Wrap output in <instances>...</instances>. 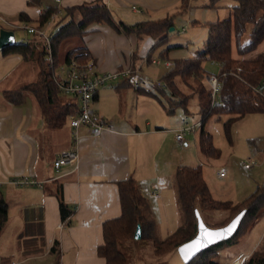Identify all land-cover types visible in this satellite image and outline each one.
<instances>
[{
	"label": "crops",
	"instance_id": "crops-1",
	"mask_svg": "<svg viewBox=\"0 0 264 264\" xmlns=\"http://www.w3.org/2000/svg\"><path fill=\"white\" fill-rule=\"evenodd\" d=\"M97 5L105 6L116 23L133 25L176 15L181 1L61 0L57 4L55 0H40L39 5L31 6L28 0H0V28L12 30L15 38L17 27L26 24L38 29L39 19L46 9L56 8L58 14L40 28L53 35L58 23L65 24L69 21L65 14L67 9ZM208 7L212 9L215 6ZM21 13L29 19L28 23L19 18ZM58 16H63V19L59 20ZM33 36L34 41L25 44L41 47L39 44H43L42 41L36 35ZM73 40H78V46L73 50L85 49L84 52L101 72L128 67L140 68L142 72L144 66L152 65L146 59L156 44V40L151 38H137L134 34L116 32L101 24L90 25L82 37L67 41L65 47ZM15 43L19 44L16 38ZM263 44L264 42L258 47L257 53L264 51ZM65 53L63 51L61 55ZM13 57L18 58L19 68L35 66L34 72L29 74L35 80L39 72L37 59L33 57L25 61L18 55L3 56L0 51L1 60ZM175 59L181 58H169L164 62L166 71ZM160 65L162 61L153 66ZM12 78V75L10 78L0 77V82L6 80L8 83ZM13 80L17 81L14 78ZM29 83L31 82L19 81L16 89ZM112 83L109 89L105 86L98 89L92 102V109L108 123L109 129L98 137L90 135L85 127L78 129L77 165H64L58 170L53 168V161L59 152L69 149L73 140L68 122L60 129L47 128L36 101L30 94L25 95L22 104L15 106L8 103L2 93L16 90L12 88L16 83L11 86L4 84V89H0V194L7 206L5 225L10 217H16L25 229L24 234L33 239L35 230L40 233L43 243L42 252L32 253V250L26 255L10 246H4L1 243L3 240H0V264H28L49 256L52 260L57 259L58 264H105L98 256L97 249L103 243V223L121 215L117 186L120 181L132 179L137 184L146 203L143 214L155 224V231L156 226L159 228L163 225V212L164 219H168L170 199L174 197L175 206L177 201L173 187L175 172L179 167H188L182 164V147L175 139V130L178 128L164 129L160 126L164 124L160 114L165 110L153 96L155 92L146 93L134 89L125 79ZM250 117L241 120L247 122ZM182 143L184 146L188 144L184 139ZM22 177L35 181L36 185L18 187L11 183L13 179ZM224 178L217 179L212 186L208 183L207 185L215 200L234 202L231 198L234 192L230 184L223 181ZM228 187L229 194L222 195ZM59 192L63 202L71 210V215L65 221L61 219L59 211ZM153 192L157 194L156 197L151 195ZM11 208L16 212L12 213ZM259 222L261 233L257 246L250 253L245 252L241 256L251 255L263 241L264 210L253 225ZM6 242L10 243V240ZM55 242L58 244L57 258L51 253ZM238 244L237 242L235 245ZM227 248L229 247L224 249ZM8 251L10 254L18 252L21 258L17 261H6L4 254ZM221 252L225 251L220 250L219 255ZM229 256L232 255L228 252V259ZM237 259L234 256L232 262Z\"/></svg>",
	"mask_w": 264,
	"mask_h": 264
},
{
	"label": "trees",
	"instance_id": "trees-1",
	"mask_svg": "<svg viewBox=\"0 0 264 264\" xmlns=\"http://www.w3.org/2000/svg\"><path fill=\"white\" fill-rule=\"evenodd\" d=\"M180 1V11L186 10L189 0ZM216 1L210 0L209 6L212 7ZM231 1L235 3L231 16L221 22L208 23L207 37L198 55L194 58L172 60L171 67L161 78L165 89L157 90L166 97L165 104L158 101L168 115L173 114L177 108H181L184 115H188L190 102L196 100L200 117L198 149L200 154L207 158L219 156V151L212 144L211 135L204 130V125L211 116L226 117L222 126L225 136L231 142L230 132L234 123L251 115H264V51L257 53L258 47L264 42V0ZM39 3L40 0H28L31 6H37ZM57 14L56 8L46 9L37 28H42ZM65 14L69 21L65 24L58 23L50 39L52 66L47 61L44 43L39 44L41 47L19 43L2 50L3 56L18 55L25 61L33 57L37 59L39 72L36 79L19 89L5 91L2 95L8 103L17 106L22 104L25 95L30 94L36 101L43 122L50 129L63 127L67 116L77 108L75 100H67L58 92L55 71L62 63L67 64L73 58L79 63L89 59L85 49H72L61 55L60 50L62 51L67 41L82 37L85 29L92 24L106 25L116 32L156 40L146 59L150 63L153 51L167 43L168 33L176 16L171 14L160 20L127 25L123 22L116 23L109 10L102 5L75 7L67 9ZM19 18L25 23L29 22L22 13ZM245 36L248 40L242 43ZM173 48L168 46L161 49L158 53L159 60L167 62L168 53ZM207 61L219 67L218 75H214L219 83L217 104L211 103L209 87H206L205 75L208 73L204 69V63ZM117 186L121 215L103 223V243L97 249L98 256L105 264L126 263L119 246L129 239L134 240L137 224L141 226L140 240L150 242L154 254L160 256L176 251L180 245L195 237L197 214L204 224L207 222V227L217 229L226 226L236 215L246 210L236 234L231 239L206 249L190 263L218 264L220 250L237 244L238 238L253 226L258 215L264 210V183L240 202L217 201L202 175L201 166L179 167L174 175L173 187L177 205L182 213V223L166 238L158 240L155 224L143 214L146 203L137 184L128 179L118 182ZM57 198L61 219L65 221L71 215V210L63 202L60 192ZM216 214L226 216L212 220L211 217ZM6 220L7 206L0 194V232ZM263 242L264 239L244 264H264ZM57 246L55 242L51 249L55 258L59 254ZM34 251L36 250L31 252ZM55 261V264H58L57 259Z\"/></svg>",
	"mask_w": 264,
	"mask_h": 264
},
{
	"label": "rangeland",
	"instance_id": "rangeland-1",
	"mask_svg": "<svg viewBox=\"0 0 264 264\" xmlns=\"http://www.w3.org/2000/svg\"><path fill=\"white\" fill-rule=\"evenodd\" d=\"M209 5L210 0H190L186 10H179L174 18L172 30L168 33L167 43L163 47L155 49L152 53V57L159 59L158 53L161 49L168 46L174 47L169 51L168 59H188L196 57L207 37L208 23L216 21L221 22L227 19L231 16L232 8L235 3L231 0H217L214 3V8H209ZM58 19H63V16H58ZM15 38L18 43L24 44L34 41V36L28 35L27 32L22 29H15ZM247 40L248 37L245 36L242 43H246ZM76 46H78V40H73L68 43L66 47L64 45L63 51L65 53L67 50L76 48ZM63 51L60 50V54H62ZM17 59L18 58L13 57L1 60L0 58V77L6 78L7 76V78H10L12 75L13 78L17 80L14 82L12 78L8 83H6V80H3L0 82V89H4V84H10L11 86L12 83H16V85L12 87L16 89L18 88L19 81L28 83L34 80L32 79L33 77H29V74L34 72L35 66H27L26 69L24 67L19 68ZM161 61L162 65L160 66H144L142 68V75L153 81H162L161 78L165 74L166 67L164 66V61ZM204 69L208 74L218 75L219 73L218 65L209 61L204 63ZM110 86V84H107L105 88L109 89ZM206 87H208L207 84ZM154 95H156V99L165 103L166 99L164 95H161L158 91H156ZM188 108V115H184L181 108H177L171 115L163 111L164 113L160 115L162 119H164V124L160 126L164 129L173 127L179 128L183 116H188L191 124L200 122L198 114L199 107L195 99L190 102ZM225 119L226 117L224 116L218 117L213 115L204 125V130L212 137L214 148L219 151V156L217 158H207L200 154L198 149L199 128L195 134L185 135L184 140L188 143L187 146H184L182 141L181 143L178 142L182 147L180 155L182 159H184L182 164H186L188 167L201 166L202 175L206 183L211 184V186L217 179H221L218 173L222 171L225 177L223 181H227L234 192L233 196L231 195V198H233L232 200H234V202H240L242 198L247 195L249 196L255 191L257 186H261L264 182V116L260 114L252 115L247 122H244L245 120H240L234 123L230 132L231 142L228 141L223 130L222 124ZM246 159L252 161V165L249 169H244L242 164ZM230 188H226L221 194L227 196L230 192ZM11 212L15 213L16 210L11 208ZM164 216L165 213L163 212L161 219L164 222H162L163 225H160V229L156 226L155 233L158 240L166 238L182 223V213L177 205V201L175 206L174 197L170 199V205L168 206V219L165 220ZM225 216L226 214H216L212 216L211 219L219 220L223 219ZM205 224H207V222H205ZM21 225L22 224L16 217H10L7 225H5L0 232V240H3L1 243H3L4 246H10L11 249L26 255L32 250L42 252L43 243L40 233L34 230L33 233H35V235L32 236V239L30 236L24 234L25 229H23ZM260 233L261 224L259 222L250 227L246 236H240L238 238L239 244L237 246L221 249V251L225 252H221V254L218 255L219 264H232L234 256L238 257L237 260H239L243 257L241 255L245 254V252L250 253L251 250L257 246ZM8 240H10V243L6 242ZM119 248L125 258V264H182L177 250L169 254L156 256L153 252L151 243L147 240L134 241L129 239L121 244ZM261 249H263V246ZM18 252L10 254V251H8L4 254L6 256V261L11 262L19 260L21 257ZM228 252L230 255L234 256H229L228 259ZM225 253L227 256H225ZM55 262V259L52 260L49 256L48 258H38L35 262L30 263L54 264Z\"/></svg>",
	"mask_w": 264,
	"mask_h": 264
},
{
	"label": "built area",
	"instance_id": "built-area-1",
	"mask_svg": "<svg viewBox=\"0 0 264 264\" xmlns=\"http://www.w3.org/2000/svg\"><path fill=\"white\" fill-rule=\"evenodd\" d=\"M61 0H55L57 4ZM18 29L25 30L27 33L36 35L46 46L47 61L52 66V56L50 50V39L52 34L46 33L44 29H34L26 24H22ZM152 65H159L158 59H151ZM125 79L128 84L137 90L146 93L156 92L158 89H165V84L162 81H153L142 75L140 68L131 67L115 70L111 72H101L97 68L92 59H87L84 63H79L74 58L67 64H62L55 71V82L58 92L76 101V110L67 116V122L72 130L71 146L67 150L59 152L54 161L53 168L58 170L64 165H77L78 150H77V132L81 127L88 129L90 135L98 137L103 131L108 130V123L101 118L93 109V97L98 89L110 84L116 80ZM205 80L209 87V96L212 104H217L219 93V83L217 78L212 74L205 75ZM200 122L191 124L188 116H183L181 126L175 130V139L181 142L186 134H195L199 128ZM244 169H249L252 165L250 159L242 162ZM219 178L224 177V173H218ZM11 183L18 187L35 186L36 182L29 178H15ZM156 197V193L151 194ZM250 255H245L239 260H235L232 264H244L249 259Z\"/></svg>",
	"mask_w": 264,
	"mask_h": 264
},
{
	"label": "water",
	"instance_id": "water-1",
	"mask_svg": "<svg viewBox=\"0 0 264 264\" xmlns=\"http://www.w3.org/2000/svg\"><path fill=\"white\" fill-rule=\"evenodd\" d=\"M171 30H172V28L170 29V31ZM15 44L16 43H15L13 31L0 28V51L2 52V50L5 48L15 46ZM245 213H246V210L241 211L226 226L221 227V228H217V229L207 227L203 223L200 216L197 214V232H196L195 237L192 240L180 245L177 248V253H178L182 263L183 264H190L192 261H194V259L200 253H202L206 249L231 239L236 234V232H237V230H238V228H239V226H240V224H241V222L245 216ZM233 221H236L235 227L230 232L226 231L233 224ZM201 225H203L204 229H207V230L213 231V232H220L221 235L219 237H217L216 239H214L210 243L205 242L202 247H200L198 250H195L193 252L192 250L186 248L185 246L192 244L196 240H199L202 237V235H204V231L201 228ZM133 239H134V241H139L141 239V226H140V224L136 225V229L134 232ZM182 249L184 251H181Z\"/></svg>",
	"mask_w": 264,
	"mask_h": 264
},
{
	"label": "snow or ice",
	"instance_id": "snow-or-ice-1",
	"mask_svg": "<svg viewBox=\"0 0 264 264\" xmlns=\"http://www.w3.org/2000/svg\"><path fill=\"white\" fill-rule=\"evenodd\" d=\"M235 224H236V221H233V224L226 231L230 232L235 227ZM201 228L204 231V235H202V237L199 240H196L192 244L185 246L186 248L192 250L193 252L195 250H198L200 247H202L205 242L210 243L221 235L220 232H213V231L204 229L203 225H201ZM181 251H184V250L182 249Z\"/></svg>",
	"mask_w": 264,
	"mask_h": 264
}]
</instances>
